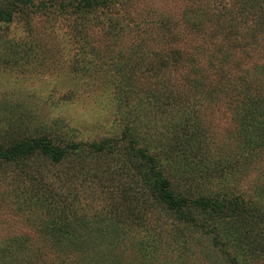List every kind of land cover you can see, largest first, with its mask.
Here are the masks:
<instances>
[{
  "label": "rangeland",
  "instance_id": "1",
  "mask_svg": "<svg viewBox=\"0 0 264 264\" xmlns=\"http://www.w3.org/2000/svg\"><path fill=\"white\" fill-rule=\"evenodd\" d=\"M9 1L12 0H7L6 4ZM198 1L199 8L207 14L203 18L204 35L190 32L181 21L182 12L190 11V0H125V3L114 4L111 11L99 9L89 16L72 15L71 8L62 14L54 11L47 15L30 14L28 10L26 18L16 16L10 23L0 24V143L6 146L22 138L47 136L59 146L68 142L84 144L80 154L70 155L60 165L35 159L21 171L0 160L1 243L8 239H24L28 241L24 246L28 252L49 250L48 240L41 234L45 210L28 208L25 202L24 190L34 188L37 196L46 197L48 201L54 199L57 206L60 197L74 194L73 209L89 220L103 217L116 222L119 218L112 214L114 205L119 212L132 208L135 217L144 219L142 228L147 227L153 233L156 227V240L149 250L155 261L147 264H230L226 256L213 249L212 235H207L204 229L190 223H177L163 209L147 206L141 198L144 193L141 184L128 182L130 175L126 169L118 167L122 160L126 162L125 153L130 149L129 140L122 138L123 130L134 127L138 140L135 149H146L153 155L161 165L163 176L181 191H191L195 197L205 192H222L229 194V198L240 194L247 203H258L256 206L264 212V198L262 201L259 194V190H264V151L260 145H264V118L254 109L249 136L256 139L249 151L246 147L243 149V145L240 148V142L236 141V124L242 121L233 117L238 107L245 108L248 102L240 79L247 82L253 93L261 89L264 100V0L254 3L251 0ZM244 7L246 12L241 16L240 8ZM115 16L118 26L113 29L112 36V30L109 27L105 30V24H109L107 18ZM165 18L171 23L166 35H172L177 49L186 51L194 46L196 61L195 72L190 76L192 85L195 79H203L210 85L204 88L203 94L212 91L216 105L203 103L200 107L189 100L184 114L167 106L159 107L158 111L159 93H145L155 90L158 81L161 86L167 85L160 79L153 80L158 74L139 69L135 71L134 81L122 77L116 83L122 82V87L131 82L134 86L128 85V90V86L124 88L129 96L128 106L121 110L122 113L116 112L115 98L100 79L104 72L99 73L93 63L101 59V63L97 61L96 64L107 71L108 78L112 70L103 66L108 54L119 63L120 55L127 57L128 48L138 44L140 39H145L144 48L162 49L167 44L160 38L162 32L158 22ZM100 21L103 23L99 24ZM74 22H77L76 27ZM230 23L234 25L231 36L220 40L216 31ZM85 38L100 50L95 58L89 54L84 57L92 65H86V73L81 75L74 71L72 63L80 58L77 54L83 50L81 45ZM125 69L120 75L132 73L130 65ZM185 71L187 68L183 66L173 70L171 82L175 84ZM184 96L188 98L187 92ZM186 111L191 119L197 117L193 125L202 127L199 133L202 151L165 153L174 144L171 140L173 124L180 122ZM103 139L114 141L113 157H97L89 150V144ZM84 158L86 169H80L75 163L78 159L81 163ZM177 159L185 163L179 164ZM179 167L189 170L185 180L175 179ZM136 177L139 179V175ZM35 193L30 192L34 196ZM196 214L199 226L201 216ZM131 230L136 232L129 233L134 239L146 234H142L141 227ZM117 241L120 248H126L123 234ZM115 253L118 256L117 251ZM244 264H264V256L254 260L247 258Z\"/></svg>",
  "mask_w": 264,
  "mask_h": 264
},
{
  "label": "trees",
  "instance_id": "2",
  "mask_svg": "<svg viewBox=\"0 0 264 264\" xmlns=\"http://www.w3.org/2000/svg\"><path fill=\"white\" fill-rule=\"evenodd\" d=\"M6 1L0 3V24H8L16 16H24L26 18L29 15L28 10H31L30 14L47 15L54 11L62 14L71 8L70 12H72V15L89 16L92 12L99 9L106 8L111 11L114 4H120L125 0H42L38 3L33 0H12L8 4H6ZM190 1H192V6H188L190 11L187 9L182 12L181 21L190 32L204 35L206 32L204 30L203 18L207 14L203 12V9L199 8L200 4L198 0ZM254 1L256 0H251L253 3ZM245 10V7L242 10L240 8L241 12L239 14L243 16L242 14L246 12ZM189 13H193V15L188 16ZM115 15L118 14L115 13ZM117 19V17L106 19V22H109V24H105V30L109 27L112 30L110 32L112 36V33H114L113 29L118 26ZM165 19L158 22L160 31L162 32L160 38L164 41L163 44H167L164 47L162 46V49L144 48L145 39H140L138 44H131L128 48L127 57H125V54L120 55L122 60L119 63L115 62L113 56L108 54L103 59V66L109 68L110 71L112 70L108 74L109 79L105 73L107 71H104L96 64L97 61L101 63V59L93 63L94 66L98 67L97 71L99 73L104 72V76L101 75L100 79L103 87L109 89L108 91L112 94L113 99L115 98L113 101L115 104L117 103L116 112L122 113L121 110L127 108L129 96H127L126 92L130 85L132 88L134 87L131 82L122 87V82L118 85L116 83L122 77L125 80H133L136 75L135 71L139 69L158 74L155 75L153 80L160 79L161 82L163 81L167 85L161 86L158 81L155 90H148L145 93V95H149L152 91L159 93V96H157L159 98L158 111H160L159 107L167 106L170 110L177 113L180 111L181 114H184L185 109L189 107L185 106L189 100L200 107H202L201 104L203 103L216 105L212 91L208 90L206 95L203 94L204 88L207 89L210 86L203 79L193 80L195 83L192 85L193 82H191L192 78L190 76L191 73L195 72L194 63L196 61L194 46L191 50L186 49V51L177 49L174 45L172 35H166L171 29V23L169 18ZM217 22H219V19ZM102 23L103 21L99 22V24ZM74 25L76 27L77 22H74ZM232 28H234V25L230 23L218 29L216 32L219 34L220 40L225 37H230ZM107 33L109 34V32ZM167 40L169 42L165 43ZM105 42H108L107 39ZM82 43H84L81 45L83 52L78 53L77 56H80V58H76V62L72 63L74 71L81 75L86 73V65H92V62L89 63L90 60H84V57L87 54L90 57L99 55L98 51L100 50V47L96 50L93 41L86 38L82 40ZM198 50L196 48V51ZM128 65H130L132 73L120 75L126 71L125 67ZM182 66L186 67L187 71H185L184 76H181L173 84L171 82L172 75L170 74L173 70H177ZM213 66L215 67V65ZM197 69L198 71L200 70L199 64H197ZM169 70L171 71L170 73L167 72ZM221 70L219 69L220 73H222ZM240 80L242 82L241 86L244 87L243 93L248 102L245 108L239 106L233 115L235 120L238 121L240 119L242 121L236 124V141L240 142V148L243 145V149L246 147L247 150L251 151L255 142L253 140L255 136H249L251 120L254 119L255 115L253 112L254 109H258L264 118V100L261 98V89L253 93L247 87V82L244 79ZM158 86H161V89ZM124 88H127V90H124ZM211 88L216 89L213 86ZM185 92H187L188 98H185ZM115 95H117V98ZM151 96L154 97L155 95ZM260 114H258L259 118ZM185 115H183L180 122L173 124V137L171 140L174 141V144L165 153H176L179 150L182 153L188 150H195L197 153L202 151V142L199 137L202 127L193 125V121L195 122L193 119H197V117L191 119L192 117L189 114L186 115L188 117ZM135 132L134 127H128L123 130L122 138L129 140L130 149L128 153H125L126 162L122 160V163L120 166L118 164V167H121L124 171L126 169L125 172H127V175H130L128 182L141 184L144 189L141 198L143 197L142 199L147 206L155 209H163L177 223H190L193 226L204 229L207 235H212L213 249L219 250L221 255L226 256L230 264H244L247 258L254 260L264 256V212L259 206H256L258 203H247L240 194L234 196V198H229V194L227 195L226 193L205 192V195L200 194L198 197H195L190 194L191 191H186L185 189L181 191L176 184L170 182V180L163 176L161 165L153 155H150L146 149H135V145L138 144V140L135 139L137 135ZM83 145L68 142L65 146H59L54 144L53 140L47 136L27 137L10 142L6 146L0 143V160L4 163L14 165L21 171H25V167L29 164L28 162L35 159H40L53 165H60L70 155L77 156V154H80L83 151ZM260 145L262 151H264V145ZM88 148L97 157L102 155H110L113 157L114 154L111 153L116 150L114 141L110 139H103L97 143L89 144ZM177 161L179 160L177 159ZM78 162L75 165L79 166L80 169L81 167L84 169L85 166L83 164L85 158L81 163ZM184 163V160L179 161V164ZM37 165L39 168L38 163ZM132 170H136V173L133 174ZM90 173L92 174L91 171ZM136 174L139 175V179L136 177ZM175 175V179L185 180L189 176V170L184 167H179ZM134 176L136 180H134ZM191 180L193 181L194 178L191 177ZM125 185L130 184L126 183ZM30 192L35 193V189H27L23 192L26 194L25 202L28 208L39 207L45 210L46 217L41 223V234L47 238L49 250L35 249L34 251L30 250L28 252L24 248L26 246L25 242L28 241L24 239H8L5 243L0 242V264H147L148 261L149 263L155 261L149 250L156 240L154 236L156 227H153L154 234L150 233L147 227L144 226L145 228H142L144 219L135 217L132 208H129L128 211L123 210L119 212L118 206L114 205L112 214L116 215V219L119 218L116 222L103 217L89 220L73 209L71 199L73 198L72 200L75 201L74 194L71 197H69L70 194L64 198L60 197V205L57 206L54 199L48 201L46 197L37 196L36 193L34 196ZM259 194L263 201L264 190H259ZM122 200H125V198ZM133 201L134 198H132L131 202ZM195 211L201 216L199 226L198 214ZM135 227H141L142 234L146 233L145 236L134 239V235H130L129 233L133 232L135 234L136 232L131 230ZM122 234L127 240L126 248L124 249L120 248L119 242L117 241L121 238ZM115 251H117L118 256H115ZM48 253L52 255H48Z\"/></svg>",
  "mask_w": 264,
  "mask_h": 264
}]
</instances>
